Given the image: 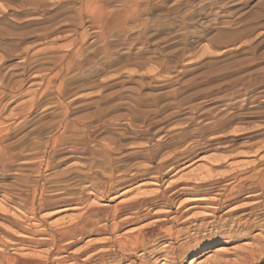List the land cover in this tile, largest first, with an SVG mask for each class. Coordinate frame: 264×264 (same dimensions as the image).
I'll list each match as a JSON object with an SVG mask.
<instances>
[{
    "label": "rangeland",
    "instance_id": "1",
    "mask_svg": "<svg viewBox=\"0 0 264 264\" xmlns=\"http://www.w3.org/2000/svg\"><path fill=\"white\" fill-rule=\"evenodd\" d=\"M99 9L102 23L92 17ZM242 80L254 84L255 103L234 91ZM257 106L264 112V0H0V141L18 157L0 152V207L20 214L23 207L7 198L21 192L29 204L33 188L62 172L65 178L49 183L64 182L78 195L81 173H87L96 187L84 200L109 204L110 211L119 200L152 191L170 198V206L160 201L140 221L85 235L57 256L75 252L82 260L109 238L161 222L145 249L123 253L116 246L103 264H234L239 253L254 257L245 264H264V242L253 239L264 236V214L253 208V197L241 194L208 215L207 203L190 208L193 194H172L180 186L203 192L225 184L223 174L242 173L264 154V148H247L264 144ZM102 112L110 124L83 131L81 123ZM205 113L212 118L204 120ZM223 115L225 122L216 125ZM66 120L74 127H60ZM197 133L223 143L196 146ZM58 134L65 140L52 156ZM69 139L76 142L71 154ZM145 168L160 170L159 179L138 173L117 197L101 196L111 171L129 176ZM86 202L62 211L65 203L53 204L39 215L51 226L66 225ZM249 224L257 226L248 230ZM170 226L172 235L163 238ZM186 236L196 247H182Z\"/></svg>",
    "mask_w": 264,
    "mask_h": 264
},
{
    "label": "bare ground",
    "instance_id": "2",
    "mask_svg": "<svg viewBox=\"0 0 264 264\" xmlns=\"http://www.w3.org/2000/svg\"><path fill=\"white\" fill-rule=\"evenodd\" d=\"M92 17L96 19V22L99 21L100 23H102L103 12H100L99 9V11L95 15L92 14ZM73 43L74 42H71V44ZM62 64L66 69L70 67L69 61H63ZM253 85L254 84L250 83L248 80H242L239 85L240 87L235 89L234 91L243 93L246 96V98H253V100L251 99L252 100L251 102L255 103L256 92L255 89L250 88L253 87ZM242 106L244 107L245 105L243 104ZM254 108L257 110L253 112L257 114V118L259 119V121H262V123H264V112H262L261 106H257ZM228 110L230 109L228 108ZM103 112L102 114L96 116L95 119L92 121H83L81 123L83 131H87L90 127H95V128L107 127L108 124H110L109 123L110 119L104 117ZM202 115L204 120L212 118L211 115H209L208 113ZM225 119L226 118L224 117V115L221 116L219 120L216 121V125H222L225 122ZM152 124H153L152 122H149L147 124H144L143 127L146 131H149L150 127L153 126ZM71 126H73L72 123H70L67 120L60 125V127H62L63 129L70 128ZM259 130L260 133H264L263 131L264 128L262 129L259 128ZM255 135L256 134H254L252 137H255ZM195 137L197 139L196 146L199 147L200 145L201 147H206L208 145L210 146L214 140L216 141V143H223L220 136H217L216 138H211V137L207 138V136L204 133L203 134L197 133ZM64 140L65 137H63L61 134L54 136L52 143L49 146L52 156L56 154L58 150H60L59 146L63 144ZM200 140H202V143L200 142ZM68 143L69 144L66 146V151L71 154L75 150V144H76L75 139H69ZM247 148L257 153L260 149L264 148V144L255 142L247 146ZM105 151L108 152L107 150ZM0 152H1V157L7 154L6 158H8L9 160L13 159L14 157L15 159L18 158L13 153H9L6 150V148L3 145H1V141H0ZM52 156H48L47 158L51 159ZM71 157H73V155H69L66 158H71ZM20 161L25 162L28 160H20ZM223 164L224 163H219L218 165L223 166ZM235 167L233 169H235ZM113 173L111 171L109 175L105 176L109 181V186L105 190L103 189L101 191L102 197L105 195V193H112L109 200H111L114 197H117L115 193L124 184L133 181L139 175L138 173H140V175L141 174L152 175L150 177L158 178L160 170H156L155 172H153L150 171L149 168H145L142 170V172L137 171L130 174L129 176L118 174L117 177H115L116 175L114 176ZM151 173H156V174H151ZM81 175L86 177L80 178L81 188L79 189L80 191L78 195H75L72 192L73 191L72 188L67 186L64 182L62 184L59 183L60 181L58 183L57 181H55L54 184L49 183L52 179L58 180L63 177L65 178L66 173L62 172V173H53L52 175L45 177L44 181H48V182L44 183L42 181L43 183L39 188L38 187L33 188L31 194V202L29 204H25L26 202L23 203V201H25V199L29 195L23 194L21 192L17 193L16 196L13 197L10 196L7 198L9 202H13V204L23 207L24 210L20 214L12 213L10 216V214L8 213L9 209H5V208L2 209L0 207L1 208L0 217L3 218L7 223L4 226L0 225V246H1L0 264H103L106 261V258L109 259L108 253H112L111 251L112 250L114 251L113 248L116 246L117 249L121 250V252L123 251L132 252L139 249H145V246L147 245L151 234L154 235L153 231L154 230L159 231L161 229V226H159L160 224H162L161 222H158L145 229L142 228L144 230L140 228L136 232L123 234L120 238H116V239L109 238L100 244L103 248H100L92 255H88L82 260H79L78 257L79 254L75 252L57 256L59 254H62L63 252H67L68 248L76 244L85 235H88L90 233L92 234L112 233L118 231L124 225L140 221L141 219H143V217L149 214V210H150L149 208L158 205L160 201L163 203L162 205L170 206V200H169L170 198L165 195L164 190L159 192L152 191L148 195L119 200L118 202L113 204L111 211L109 210L110 209L109 204L102 203L101 205H99L94 202L87 203L86 200H84L85 197L87 196L85 192L88 191V189L93 190L94 187L92 186H95L96 184H93L90 180L87 179L90 177V175H88L87 173H83V174L81 173ZM226 177H227L226 179L227 181L225 184H210L209 187L206 188V190L203 192L202 190L199 189L198 185L196 190H194L195 188L190 190L185 186H180L179 188L174 190L172 194L174 196H178L187 192L193 194L194 198L191 199H194L196 204L190 206V208H195L199 204L205 205L207 203L206 205L208 206H203V207H205V209L207 208L210 211L207 212L208 215L218 212L223 204L228 205V203H230L233 200H236L241 194H245V197H253L255 199L253 208L256 211H258L260 214L261 213L264 214V154L261 155L259 158H257L255 161H253V163L250 164L249 162V165L245 168L244 172L238 173L236 175H233L231 173H227V174L225 173L221 176L223 180ZM46 183H49V185L46 186L47 185ZM50 187L53 188L48 189ZM92 190L89 192L91 193ZM46 191L48 192L52 191L51 192L52 194L49 195L45 194ZM212 191L216 192L215 198H211V199L207 198L205 194L211 193ZM95 194L96 196L98 195L97 193ZM20 195L23 196L21 197ZM17 198H19V200H17ZM85 202L87 204L81 207L82 211L80 210L79 213H77L75 216L69 219V222L66 225L61 224L59 226L57 225L58 223L57 224L54 223L55 225L51 226L47 224L44 218H41V216L39 215V212L41 210H44L47 207L52 206L53 204L65 203L63 204L64 208L58 210V211H62V210L71 209L68 205L72 203L84 204ZM142 208L146 210L145 213H142L141 210ZM182 216L183 215H181V217ZM175 218H176L175 215L169 217V219H175ZM218 224L219 223H216L212 226L216 227ZM255 226L257 225L249 224L247 229L250 230ZM194 229L196 231L199 230V226ZM261 229H264V227ZM163 232H164L163 238L166 237L165 235L170 237L172 235V226L163 229ZM178 232L180 231L177 230L174 233H178ZM258 233L260 232H257L256 234ZM253 239L264 242V236L255 235ZM193 240L194 239H191L190 236H186V239L184 240L182 247L183 246L185 247L187 245L192 248L196 247L197 244L196 242L193 245H190ZM10 249L12 251H10ZM164 253L165 256H163L162 258L164 260H167L166 259L167 250H165ZM236 259L240 261L239 262L237 261L234 264H240V263L245 264V263H251L254 257L249 253L247 254L239 253Z\"/></svg>",
    "mask_w": 264,
    "mask_h": 264
}]
</instances>
